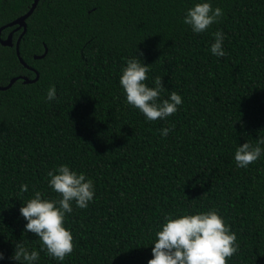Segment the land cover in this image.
<instances>
[{"label":"trees","instance_id":"1","mask_svg":"<svg viewBox=\"0 0 264 264\" xmlns=\"http://www.w3.org/2000/svg\"><path fill=\"white\" fill-rule=\"evenodd\" d=\"M32 2L0 0V28ZM201 2L224 15L194 34L183 19ZM217 30L223 57L210 51ZM19 55L38 79L0 91V264H16L19 242L40 252L35 264H147L166 215L210 210L236 234L228 264H264V153L247 168L234 161L264 136V0H40ZM134 56L151 66L148 87L162 77L161 99L182 97L175 115L147 121L126 103L119 80ZM20 76L35 73L0 45V86ZM61 165L91 179L94 198L65 215L74 250L56 261L19 209L35 191L60 199L47 173Z\"/></svg>","mask_w":264,"mask_h":264},{"label":"clouds","instance_id":"2","mask_svg":"<svg viewBox=\"0 0 264 264\" xmlns=\"http://www.w3.org/2000/svg\"><path fill=\"white\" fill-rule=\"evenodd\" d=\"M223 10L213 9L210 2H201L188 9L183 23L188 25L194 34L207 31L213 24L219 23L223 17ZM215 41L210 51L214 56L226 55L223 50L224 33L217 30ZM143 53H139L142 56ZM134 56L126 61L122 69L119 83L125 94L126 103L139 110L147 121L165 120L175 115L183 100L175 91H171L167 99H161L166 91L162 84V77H155L154 87H148L150 65H145ZM46 101L56 99V89L50 86L47 90ZM174 127V126H173ZM172 129L164 128L161 136L166 137ZM264 136L256 140L255 146L246 142L237 147L234 161L238 168H247L255 163L264 153ZM48 187L60 199H44L40 191H35L33 197L19 209L20 215L26 221L24 231L38 237L41 251L56 261H64L74 250L71 232L65 228V215L73 212V202L79 209H86L94 198V185L83 173L77 174L67 165L47 173ZM28 191V185H20V192ZM237 237L225 224L216 210L193 215H182L179 218L165 216V223L161 230L155 233V243L152 247V259L147 264H228L239 245ZM40 252L29 251L23 243L15 245L12 260L16 264H35ZM0 259L3 256L0 255Z\"/></svg>","mask_w":264,"mask_h":264},{"label":"water","instance_id":"3","mask_svg":"<svg viewBox=\"0 0 264 264\" xmlns=\"http://www.w3.org/2000/svg\"><path fill=\"white\" fill-rule=\"evenodd\" d=\"M40 0H33L32 4L30 5V8L28 9V11L26 13H24L23 15L19 16L18 18L14 19L13 21H11L10 23H8L7 25L3 26L0 28V33L2 30H4L7 27H13L16 26V30L19 29H23V31L21 32L20 36L18 37L16 43H15V53L16 56L18 57L19 62L21 63L22 66L27 67L26 64L23 62V60L21 59L20 55H19V44L21 41V38L23 37V35L25 34L26 31V20L31 16V14L34 12L35 8L37 7L38 3ZM0 45L4 46V47H12V39H11V35H9L6 39H1L0 38ZM47 50H44V53L40 56H34V59H41L46 55ZM32 71L35 73V78L30 80L26 77H16L10 80V82L8 83V85L6 86H0V91H5L7 89H9L12 84L14 82H16L18 79L22 80V82L24 84H29V83H33L38 79V74L37 72L32 69Z\"/></svg>","mask_w":264,"mask_h":264},{"label":"flooded vegetation","instance_id":"4","mask_svg":"<svg viewBox=\"0 0 264 264\" xmlns=\"http://www.w3.org/2000/svg\"><path fill=\"white\" fill-rule=\"evenodd\" d=\"M23 31V29H19V30H16V26H13V27H10V30L6 32V35L4 37V39H6L9 35H11V39H12V47H14L15 49V43L18 39V37L20 36L21 32ZM26 32V31H25ZM22 39V38H21ZM27 66V65H26ZM24 67V66H23ZM26 70L30 71V72H33L32 71V68L27 66V67H24ZM34 73V72H33ZM23 77V76H22Z\"/></svg>","mask_w":264,"mask_h":264}]
</instances>
